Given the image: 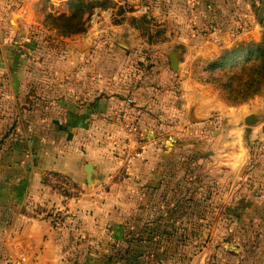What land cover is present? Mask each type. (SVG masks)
I'll return each instance as SVG.
<instances>
[{
  "label": "rangeland",
  "instance_id": "obj_1",
  "mask_svg": "<svg viewBox=\"0 0 264 264\" xmlns=\"http://www.w3.org/2000/svg\"><path fill=\"white\" fill-rule=\"evenodd\" d=\"M113 1L115 10L88 15L86 33L62 35L46 25L45 12L52 5L62 13L66 0H0L14 9L0 22V147L13 152L33 142L36 154H62L81 169L96 165L90 194L68 174L74 191L43 179L62 173L37 171L49 190L69 200L89 195L108 214L100 219L103 233L74 235L72 243L102 245L97 253L111 264H234L230 252L246 234L264 247V91L241 105L229 102L214 75L201 72L211 62L205 66L197 54L233 36L255 33L259 39L249 41L259 42L263 0ZM145 22L160 42L143 36ZM177 48L187 61L183 73L167 56ZM192 81L210 84L212 111L183 109L196 101L184 96ZM78 82L80 91L71 89ZM62 85L68 100H106L113 114L72 116L74 105L58 103L67 97ZM258 112L263 120L247 125L244 118ZM65 207L52 215L53 226L79 228ZM246 245L256 247L254 239Z\"/></svg>",
  "mask_w": 264,
  "mask_h": 264
},
{
  "label": "crops",
  "instance_id": "obj_2",
  "mask_svg": "<svg viewBox=\"0 0 264 264\" xmlns=\"http://www.w3.org/2000/svg\"><path fill=\"white\" fill-rule=\"evenodd\" d=\"M61 1L64 2V0ZM13 10L9 6H5L4 2H0V22L12 14ZM250 37L254 38L251 41L259 39L255 38L256 34L254 33L253 35H240L236 38L233 36V39L218 45L212 43L211 49L198 52L197 61L204 60L202 64L206 66L208 61L213 62L214 59H217L223 50L230 49L239 42H250ZM186 67L187 61L183 62L182 73L185 72ZM202 67L201 72L204 73L206 69L204 66ZM180 73L178 76L182 75ZM182 85L183 83H181V89ZM208 86L210 84L203 85L192 81V84L184 91V96L192 97L196 101L191 102L183 109L196 107L197 113H207L209 109L207 107H211L212 111L216 105V98L209 94ZM74 88L80 91V83L72 84L71 89ZM67 89L68 86H61L63 95L67 96ZM206 93L208 96L205 95ZM71 97L76 98L68 100V96L61 97L58 103L71 108L74 105L77 109L72 110L71 114L76 118L87 115L97 119L113 114L109 108L110 103H107L106 100L93 101L87 106H81L75 102L77 99L80 101V97ZM34 148L33 142L29 143V148L23 149V146H17L13 152H11L12 149H8L6 152L5 148L0 147V264H111L112 258L109 259L97 253L103 251L100 249L103 247L102 245L88 241L79 242L76 245L72 243L74 235L87 237L86 240H88L90 237L103 233L100 219L108 214L97 211L89 195L84 199L82 198L86 194L81 198L69 200L57 191L49 190L37 171L38 167H47L50 171L68 174L74 179L72 181L78 188L89 193L91 189L87 185L85 168L92 162L85 164L81 169V163L78 161L71 164L66 156L53 154L51 151L47 154L48 151L45 149L36 154L33 151ZM95 178H97L96 171ZM86 186L88 189L85 188ZM69 206L73 217L77 221H81L82 225L77 229L63 227L55 229L52 215L61 207L68 208ZM253 239L256 247L249 251L246 244H249ZM259 242L258 236L249 237L246 234L243 240L244 245L237 248V253L234 250L230 252L234 258L233 263H236L235 258H237L238 264L247 262L264 264V247L260 246L258 249Z\"/></svg>",
  "mask_w": 264,
  "mask_h": 264
},
{
  "label": "trees",
  "instance_id": "obj_3",
  "mask_svg": "<svg viewBox=\"0 0 264 264\" xmlns=\"http://www.w3.org/2000/svg\"><path fill=\"white\" fill-rule=\"evenodd\" d=\"M116 6L113 0H67L62 6V13L55 14L51 11L56 6L46 7L51 10L45 12V23L62 35L82 34L87 32L88 15H94L96 11H113ZM119 15H124V12H119ZM146 24L145 22L141 25L143 36L149 38L151 42H160L153 39L149 29H145ZM261 26L264 27L263 24ZM159 36L165 37V33L159 31ZM163 41L164 38L161 42ZM205 71L214 75L212 84L222 90L229 102L235 105L244 104L262 94L264 91V31L259 42L240 43L223 50Z\"/></svg>",
  "mask_w": 264,
  "mask_h": 264
},
{
  "label": "water",
  "instance_id": "obj_4",
  "mask_svg": "<svg viewBox=\"0 0 264 264\" xmlns=\"http://www.w3.org/2000/svg\"><path fill=\"white\" fill-rule=\"evenodd\" d=\"M264 20V0L262 1V5L260 7L259 17H258V23L259 25ZM126 50H131V48L126 47ZM168 58L170 59L171 63V69L174 72H179L183 67V49L177 48L174 51L170 52L168 55ZM261 112L258 113H252L247 115L244 119L247 125L253 126L259 122V120H263V117L261 116ZM95 170L96 165L94 163H89L85 168V173L87 174V184L89 186H92L95 183Z\"/></svg>",
  "mask_w": 264,
  "mask_h": 264
},
{
  "label": "built area",
  "instance_id": "obj_5",
  "mask_svg": "<svg viewBox=\"0 0 264 264\" xmlns=\"http://www.w3.org/2000/svg\"><path fill=\"white\" fill-rule=\"evenodd\" d=\"M63 174H55V173H49V174H46L44 176V180H49V184L56 188V189H59L61 191H74L75 190V186L73 185V182L67 178V176H62ZM71 183H70V181ZM48 184V185H49ZM49 185V186H50ZM50 186V187H51Z\"/></svg>",
  "mask_w": 264,
  "mask_h": 264
}]
</instances>
